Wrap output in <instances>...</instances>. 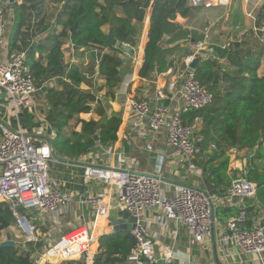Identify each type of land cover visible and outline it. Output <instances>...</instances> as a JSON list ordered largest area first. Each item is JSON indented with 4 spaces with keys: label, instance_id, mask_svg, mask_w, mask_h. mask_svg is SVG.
Here are the masks:
<instances>
[{
    "label": "crops",
    "instance_id": "1",
    "mask_svg": "<svg viewBox=\"0 0 264 264\" xmlns=\"http://www.w3.org/2000/svg\"><path fill=\"white\" fill-rule=\"evenodd\" d=\"M67 0H23L20 4L5 3L4 19L7 17L6 28L8 32L11 29L12 19L18 6L24 7V26L21 29V40L19 48L25 51L33 45H40L46 49L51 42L49 36L58 34L62 26L58 23V18L63 10ZM153 0H148V7L145 9L144 20L140 28L139 41L133 52L130 53L124 49L123 53H118L122 61V78L117 88L108 90L105 87L104 79L99 75L98 62L102 50L100 47L76 48L68 38H62L63 45V65L70 67L76 65L82 77V81L77 85V90L85 99V109L74 115L66 124L63 132L71 136L74 132H80L82 123L94 121L103 123L113 114L120 118V124L116 131V140L109 147H103L96 143L94 148L87 154L73 158H61V161L52 160L50 163V176L53 185L61 192L72 193L75 199V193L84 189L89 192L97 193L103 189L100 180H90L84 183L80 173L79 165L98 164L102 166H118L122 169L156 175L167 182H177L184 185L193 186L205 190L204 179L207 180L204 172V164L208 156L216 149L210 148L212 142L202 140L201 133L204 127L203 123L195 133V143L200 148L199 154L195 158L197 167L196 172L188 170L186 162L181 153L166 140L167 132L165 128L152 130L145 123L141 124L139 120L130 116L129 100L135 98H146L150 102L159 100L162 105H168L175 108L181 104L178 89L181 82L178 81L175 88L169 87V82L173 79L171 75L161 73H152L147 77H140L139 70L143 62L144 47L147 42V34L150 25V13ZM188 3V2H187ZM191 9L184 15L176 13L174 22L180 25L184 30L195 34L196 40L200 39L208 31L210 42L217 45H224V53L220 55L218 64L220 77L230 76L236 73L237 62L244 57L247 52H251L260 60L257 70L258 75H264V32L253 30V26L260 27L264 21V3L261 0H229L227 3L217 1V4L211 8L201 6H190ZM121 14L122 8L117 9ZM250 13V15L248 14ZM41 20V24L39 23ZM102 30L107 33L110 31L108 26ZM196 40L186 37H173V34H165L162 38V47L166 50V58L172 59V65L180 66L189 51L192 43ZM30 44V45H29ZM45 50V49H44ZM8 50L3 47L0 50V60H6ZM46 50H38L35 57L39 58L46 54ZM222 56V57H221ZM67 69L64 68V72ZM65 73L47 80L43 87H38L39 91L33 96L34 109L32 112L28 109H22L21 121H15L14 109L5 94L0 90V121H4L11 128H22L27 134L36 137L37 140L42 137L49 138L47 133L49 129L56 134L54 123L56 121V110L62 107L54 108L48 103L44 94L46 87H57L63 84H70V80L65 77ZM46 85V86H45ZM43 88H45L43 90ZM163 93V97L158 99V92ZM197 118V117H196ZM42 119L47 121L48 130L39 132L42 129ZM16 123V126L14 125ZM96 140V139H95ZM37 144V142H36ZM150 146V148L148 147ZM264 151V144L257 147ZM228 168L225 171L224 180L241 176L248 158L244 159L235 155L234 149L227 152ZM218 163V162H217ZM215 163V164H217ZM75 165V166H73ZM258 166L264 169V159L258 162ZM52 170V171H51ZM260 170V169H259ZM264 171V170H263ZM216 191L223 188V184L207 181ZM167 194L171 195L169 186L165 187ZM206 191V190H205ZM110 204L105 215H97L92 207L80 206L77 202H72L67 206L66 211L59 214L57 221L50 218L42 222L37 214L33 224H42L50 233L57 238L66 230L81 225L89 228L92 236L91 242V260L89 264H121L115 261L117 254L108 256L104 244L106 238L120 233L124 235L130 233L131 223L122 222L118 229L115 226L119 220H123V208L117 205L115 191L109 188L105 194L104 201ZM247 215L253 226L264 225V182L257 185L256 194L253 198L245 201ZM238 209V206H235ZM162 212L160 209L152 207L141 212V218L147 221L150 235L153 237L155 249L161 252L164 248L171 249L174 257L171 264H264L255 255H249L241 252L237 246L231 243L221 241V236L228 234L229 230L226 221L216 219L217 226L215 234L206 235L202 242H195L186 232L184 226L175 221L167 220L160 224ZM40 224V226H41ZM35 225V224H34ZM44 235H47V232ZM8 238L1 239L6 241ZM49 245V244H48ZM47 246H33L34 249L45 250ZM21 248V246H19ZM21 249H28L30 246H23ZM36 247V248H35ZM39 251H34L35 264H45L36 261ZM114 260V261H113ZM123 264H128L125 260Z\"/></svg>",
    "mask_w": 264,
    "mask_h": 264
},
{
    "label": "built area",
    "instance_id": "2",
    "mask_svg": "<svg viewBox=\"0 0 264 264\" xmlns=\"http://www.w3.org/2000/svg\"><path fill=\"white\" fill-rule=\"evenodd\" d=\"M22 0H12L20 4ZM191 6L211 8L222 0H187ZM229 0H224L227 3ZM5 3L10 0H0V50L5 44L6 21L4 19ZM264 0H261V4ZM250 15V13H248ZM253 30L264 32V21L260 27ZM217 45L210 42L208 31L192 43L191 50L180 66L172 65L165 70L164 75H171L170 88L178 89L181 104L175 108L162 105L159 100L150 102L146 98L129 100L130 116L144 121L152 130L165 128L167 143L175 147L186 162L189 171L196 172L195 158L200 152L196 145L195 133L202 123L200 118L185 123L182 113L190 108L201 109L212 102V94L196 78L190 63L195 59H213L219 61L220 53ZM221 47L225 48L224 45ZM0 90L7 95L18 121L22 109L32 112L34 109L33 96L39 91L34 83L30 67L26 64V51L12 50L6 60H0ZM158 92V99L163 97ZM42 129L48 130L47 121L41 120ZM49 138L38 139L27 134L22 128H11L0 121V201L6 202L10 211L20 219V209L36 208V214L45 219L55 221L67 206L77 202L83 207H92L97 215L102 216V203L105 194L112 188L115 191L117 205L136 218L131 228L135 239L134 246L129 250L126 261L128 264H171L173 253L166 247L158 252L150 235L147 221L141 218V212L147 208H158L162 212L160 224L167 220L175 221L184 226L188 235L195 242H202L206 235L215 234L217 221L215 210L219 206H238V213L226 221L228 234L221 236L225 243L233 242L245 254L255 255L263 260L264 225L245 228L247 210L245 201L255 196L257 185L246 177L232 179L227 187L221 188L214 194L189 185L177 182H167L156 175L138 173L122 169L118 166H102L98 164L79 165L80 176L84 183L90 180H100L103 189L97 193L84 189L75 193V199L70 192H61L56 188L50 176L52 158V139L55 134L49 129ZM37 142V144H36ZM150 148V146H148ZM210 148L214 144H210ZM75 166V165H73ZM243 172L246 173L244 170ZM169 186L171 195L167 194ZM107 213L105 210L104 215ZM26 216V215H24ZM27 218V217H26ZM28 219V218H27ZM29 222L30 235L26 241L35 243V225ZM25 232V231H24ZM92 236L85 225L70 228L60 234L42 254L39 263L53 264H89L91 260Z\"/></svg>",
    "mask_w": 264,
    "mask_h": 264
},
{
    "label": "trees",
    "instance_id": "3",
    "mask_svg": "<svg viewBox=\"0 0 264 264\" xmlns=\"http://www.w3.org/2000/svg\"><path fill=\"white\" fill-rule=\"evenodd\" d=\"M187 0H153L150 13V25L147 42L144 47L143 62L139 70L140 77H147L152 73L164 72L172 66V59L166 58V50L162 47V38L165 34L173 37H186L196 40L195 34L184 30L174 22L176 13L186 14L191 9ZM122 8L121 14L117 9ZM148 0H67L58 18L62 30L58 34L49 36L51 45L43 48L40 45H31L26 51V64L30 67L37 87H43L47 80L65 73L70 84L57 87H46L44 92L49 104L56 110L54 127L56 134L52 139V149L58 157L73 158L89 153L96 143L109 147L116 140V131L120 124L118 115L113 114L103 123L88 121L82 123L80 132L68 136L63 132L68 121L82 112L84 96L77 90L82 81L76 65H63V40L68 38L76 48L100 47L99 75L104 79L108 90L117 88L122 78L121 64L118 53L124 52L125 44L133 52L139 41L140 28L144 20ZM24 7L18 6L12 19L11 29L5 30V44L8 52L19 48L21 29L24 26ZM41 24V20L39 22ZM77 24V28L70 31ZM108 26L116 39L114 46H106L107 33L102 28ZM30 45V44H29ZM47 51L44 56L35 57V52ZM260 60L251 52L239 59L236 73L230 76L218 75L219 66L213 59H200L195 67V76L212 94V102L201 109L190 108L182 113L185 123L200 118L204 127L201 133L204 138L212 142L216 149L210 154L204 164L207 181L223 184L227 187L230 182L224 180L228 168L227 152L234 149L235 155L248 158L246 178L256 185L264 182V169L258 162L264 159V151L257 147L264 144V75H258ZM64 68L67 69L64 72ZM224 82V85L220 83ZM46 86V85H45ZM141 99V98H137ZM94 134L98 139H94ZM218 162V163H217ZM217 163V164H215ZM260 169V170H259ZM20 211V210H19ZM235 206H219L215 210V218L227 221L237 215ZM20 214L23 213V209ZM25 215V214H24ZM16 222L6 202L0 201V231ZM253 227L248 215L245 228ZM1 243V241H0ZM135 239L131 233L121 235L115 233L106 238L103 245L108 256L117 254L115 261L126 260L129 250L134 246ZM28 249H21L19 245L0 247V264H33V252L44 250L34 249L40 245L29 243ZM35 247V248H36ZM114 261V260H113ZM53 264V263H45ZM68 264V263H62Z\"/></svg>",
    "mask_w": 264,
    "mask_h": 264
},
{
    "label": "rangeland",
    "instance_id": "4",
    "mask_svg": "<svg viewBox=\"0 0 264 264\" xmlns=\"http://www.w3.org/2000/svg\"><path fill=\"white\" fill-rule=\"evenodd\" d=\"M4 16H5V14H4ZM5 19L7 20V17H5ZM218 63L221 64L222 62L220 63V61H218ZM222 84L224 85V82L220 83V85H222ZM14 117H15V115H14ZM21 117L22 116L19 115L20 121L22 120ZM15 121H16V119H15ZM14 125L16 126V123ZM245 175H246V173L243 172L241 174V177L242 176L246 177ZM21 210L22 209H20V212H21ZM36 212H37L36 208H30V209L23 210V213L26 215V217L28 218V220L30 222H33V220H35ZM24 214H21V216H23ZM34 224H35L34 235L35 236L37 235V239H38L35 242V244L40 245V246H42V245L43 246H47L48 244H51L55 239H57V238H54V235L53 236L52 235H50V236L48 235V233L51 234V232H49L48 229L46 231L47 235H44L45 227L42 226L41 222H40L41 226H40V224H36V223H34ZM46 232H45V234H46ZM28 235H30V234L24 232V230L19 226V224L17 223V219H16V222L13 225L9 226L8 228H2L1 231H0V238L1 239H4V238L7 237L8 240L9 239L13 240L14 243L16 245L21 246V248H24L23 246H28L29 245L30 242L26 241V238L28 237Z\"/></svg>",
    "mask_w": 264,
    "mask_h": 264
},
{
    "label": "water",
    "instance_id": "5",
    "mask_svg": "<svg viewBox=\"0 0 264 264\" xmlns=\"http://www.w3.org/2000/svg\"><path fill=\"white\" fill-rule=\"evenodd\" d=\"M11 4H12V0H10ZM77 28V24H74V26L71 28V32L73 30H75ZM116 44V39L113 37L111 31L108 32V35H107V39L105 40V45L108 47V46H114ZM124 49L126 51H128V47H124ZM217 51L220 53V55H223L224 53V48L221 47V46H217L216 47ZM199 62V58H195L191 63H190V67L195 69L197 63ZM45 88H43L44 90ZM94 139H98V135L97 134H94ZM52 158L56 161H61L60 158L57 157V155L55 154L54 151H52ZM204 184H205V190L208 191L209 194H214L216 192V190L214 189V187L209 184L207 182L206 179L203 180ZM215 215V214H214ZM123 220H119V222L117 223V226H115V230L118 229L119 225L124 221L126 223H131V227L134 226L135 222H136V218L134 216H131L126 210L123 211V216H122ZM17 223L19 224V226L25 231L27 232L29 230V222H28V219L26 218V216H20V219L17 220ZM14 241L9 239V240H6V241H1L0 243V247H3V246H14ZM39 260V255L36 259V261ZM35 264V263H33Z\"/></svg>",
    "mask_w": 264,
    "mask_h": 264
},
{
    "label": "bare ground",
    "instance_id": "6",
    "mask_svg": "<svg viewBox=\"0 0 264 264\" xmlns=\"http://www.w3.org/2000/svg\"><path fill=\"white\" fill-rule=\"evenodd\" d=\"M102 207H103V214L102 215H104V213H105V210L106 209H109V207H110V204H109V202L107 201V200H105L103 203H102ZM28 233H30V228H29V230L27 231Z\"/></svg>",
    "mask_w": 264,
    "mask_h": 264
}]
</instances>
